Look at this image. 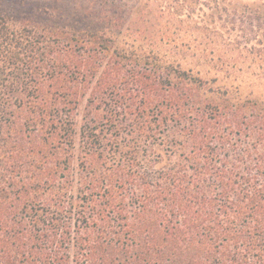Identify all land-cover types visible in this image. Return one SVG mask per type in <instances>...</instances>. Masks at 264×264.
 I'll use <instances>...</instances> for the list:
<instances>
[{
	"label": "trees",
	"instance_id": "trees-1",
	"mask_svg": "<svg viewBox=\"0 0 264 264\" xmlns=\"http://www.w3.org/2000/svg\"><path fill=\"white\" fill-rule=\"evenodd\" d=\"M33 3L0 0V264H264V98L223 82L264 48L204 0Z\"/></svg>",
	"mask_w": 264,
	"mask_h": 264
},
{
	"label": "rangeland",
	"instance_id": "rangeland-1",
	"mask_svg": "<svg viewBox=\"0 0 264 264\" xmlns=\"http://www.w3.org/2000/svg\"><path fill=\"white\" fill-rule=\"evenodd\" d=\"M33 4L67 7L85 5L84 0H29ZM205 5L200 7L197 16L201 25L216 30L223 38L239 41L247 47L264 48V0H204ZM17 7H15L16 9ZM212 68L205 66L203 73ZM209 75L226 77L225 73H217L211 69ZM208 77V76H206ZM264 75L261 71L244 70L242 73H232L229 80L223 81L227 85H240L241 93L264 98Z\"/></svg>",
	"mask_w": 264,
	"mask_h": 264
}]
</instances>
